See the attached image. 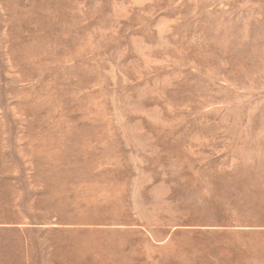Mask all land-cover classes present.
Returning <instances> with one entry per match:
<instances>
[{"label":"rangeland","instance_id":"obj_1","mask_svg":"<svg viewBox=\"0 0 264 264\" xmlns=\"http://www.w3.org/2000/svg\"><path fill=\"white\" fill-rule=\"evenodd\" d=\"M0 264H264V0H0Z\"/></svg>","mask_w":264,"mask_h":264}]
</instances>
